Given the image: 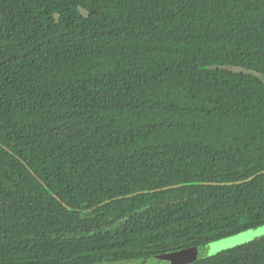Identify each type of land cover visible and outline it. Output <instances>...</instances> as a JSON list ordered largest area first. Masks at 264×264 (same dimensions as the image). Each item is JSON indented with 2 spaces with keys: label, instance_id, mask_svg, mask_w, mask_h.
I'll return each mask as SVG.
<instances>
[{
  "label": "trees",
  "instance_id": "trees-1",
  "mask_svg": "<svg viewBox=\"0 0 264 264\" xmlns=\"http://www.w3.org/2000/svg\"><path fill=\"white\" fill-rule=\"evenodd\" d=\"M263 224L264 0H0V264ZM188 264H264V235Z\"/></svg>",
  "mask_w": 264,
  "mask_h": 264
},
{
  "label": "water",
  "instance_id": "water-1",
  "mask_svg": "<svg viewBox=\"0 0 264 264\" xmlns=\"http://www.w3.org/2000/svg\"><path fill=\"white\" fill-rule=\"evenodd\" d=\"M264 229V224L249 228L239 234L231 235L209 243L195 245L175 251H167L160 254L142 256L135 261L121 264H188L200 258L207 257L209 253H215L227 245L238 244L242 241L258 237V233Z\"/></svg>",
  "mask_w": 264,
  "mask_h": 264
},
{
  "label": "rangeland",
  "instance_id": "rangeland-1",
  "mask_svg": "<svg viewBox=\"0 0 264 264\" xmlns=\"http://www.w3.org/2000/svg\"><path fill=\"white\" fill-rule=\"evenodd\" d=\"M232 69H234V70H237V71H239V70H241L240 68H237V67H233ZM253 239V238H252ZM228 247H230V245H227L226 247H224L223 249H225V248H228ZM220 250H222V249H220ZM220 250H218V251H220ZM217 251V252H218ZM216 253V252H215ZM212 254H214V253H212ZM209 256V255H208Z\"/></svg>",
  "mask_w": 264,
  "mask_h": 264
},
{
  "label": "snow or ice",
  "instance_id": "snow-or-ice-1",
  "mask_svg": "<svg viewBox=\"0 0 264 264\" xmlns=\"http://www.w3.org/2000/svg\"><path fill=\"white\" fill-rule=\"evenodd\" d=\"M257 235H264V229H262ZM209 255H212V253H209Z\"/></svg>",
  "mask_w": 264,
  "mask_h": 264
}]
</instances>
